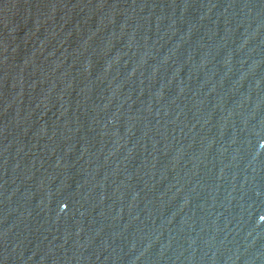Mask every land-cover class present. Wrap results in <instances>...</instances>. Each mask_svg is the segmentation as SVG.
Segmentation results:
<instances>
[{"label":"water","instance_id":"95a60500","mask_svg":"<svg viewBox=\"0 0 264 264\" xmlns=\"http://www.w3.org/2000/svg\"><path fill=\"white\" fill-rule=\"evenodd\" d=\"M0 264H264V0H0Z\"/></svg>","mask_w":264,"mask_h":264}]
</instances>
